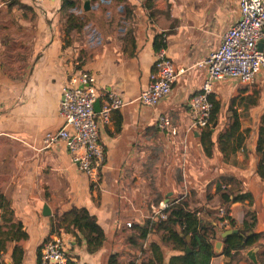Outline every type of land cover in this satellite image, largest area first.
<instances>
[{
	"label": "crops",
	"instance_id": "1",
	"mask_svg": "<svg viewBox=\"0 0 264 264\" xmlns=\"http://www.w3.org/2000/svg\"><path fill=\"white\" fill-rule=\"evenodd\" d=\"M238 17V0H0V264H38L43 243L55 237L78 264H168L182 247L156 230L161 219L152 207L160 203H182L205 228L214 226L209 264H264V161L256 152L264 141V71L250 84L212 83L218 110L209 154L206 127L192 126L191 98L207 78L198 63ZM156 36H164L178 74L150 108L137 98L149 82ZM80 71L94 77L100 107L109 94L125 103L106 124L96 116L104 158L95 183L63 142L44 145L63 124L62 87ZM233 113L242 143L224 157L217 137ZM159 115L171 119L176 136L159 128ZM81 209L101 230L97 248L71 224L70 212ZM220 209L232 225L218 226ZM252 221L248 235L257 241L223 255V233Z\"/></svg>",
	"mask_w": 264,
	"mask_h": 264
},
{
	"label": "built area",
	"instance_id": "2",
	"mask_svg": "<svg viewBox=\"0 0 264 264\" xmlns=\"http://www.w3.org/2000/svg\"><path fill=\"white\" fill-rule=\"evenodd\" d=\"M41 3L44 0H31ZM238 20L222 35L219 47L210 52L198 66L205 67L207 78L198 92L191 98L192 126L203 129L208 126L212 103L210 92L212 83L223 79H234L240 84H250L257 73L264 71V0H238ZM162 43L165 44L164 36ZM259 43L262 44L259 48ZM178 71L167 57L166 46L156 52L153 68L147 88L140 93L137 100L145 107L154 108L171 90V85ZM94 77L84 71L72 76L62 87L59 103V115L62 126L53 133H47L44 145L61 141L77 165L92 183L97 181L98 171L103 164V147L98 139L96 116L106 124L113 110L124 106V101L109 94L99 112L94 111L98 93ZM159 128L171 137L176 136L177 128L165 115L157 117ZM165 203L152 207L155 215L166 219ZM218 226L231 225L225 210H219ZM130 226V223H127ZM38 264H78L67 253L63 242L52 238L43 243Z\"/></svg>",
	"mask_w": 264,
	"mask_h": 264
},
{
	"label": "trees",
	"instance_id": "3",
	"mask_svg": "<svg viewBox=\"0 0 264 264\" xmlns=\"http://www.w3.org/2000/svg\"><path fill=\"white\" fill-rule=\"evenodd\" d=\"M162 36H156L154 39L153 49L155 52L165 47L162 43ZM212 103V109L210 112L209 124L201 134V143L204 146L206 154L210 153V148L214 145L212 143V132L210 126L216 121L217 104L210 99ZM239 121L235 113L230 117L228 127L225 128L217 137V145L220 152L224 157L231 153H234L236 149L241 145V138L238 137ZM237 135V137H235ZM256 152L261 156V160L264 161V141L258 140ZM240 197H236L233 200L238 201ZM225 201H228V196L224 197ZM166 219L159 220L155 225L156 230H163L167 240H171L174 243L182 247L181 254L173 256L169 259L168 264H209L210 259L214 256L211 238L213 233L215 234L214 226L211 229L205 228L204 224L196 218L195 214L188 212L182 203L173 204L165 209ZM73 218L71 224L86 232V240L88 247L100 245L102 240V233L93 217L84 209L73 210L70 214ZM250 217L254 216L250 214ZM231 225L233 221H230ZM253 221L250 224L243 223L242 228L237 229V234L226 236L222 239L223 246L221 253L225 256H229L231 251H237L247 248L253 245L258 236L249 232L253 229ZM179 227V232L175 227ZM148 233L147 229L142 230V237H145ZM3 241L0 240V250L3 248ZM151 251L155 259L160 262V252L157 245L151 246ZM110 264H115L113 259L110 260Z\"/></svg>",
	"mask_w": 264,
	"mask_h": 264
},
{
	"label": "water",
	"instance_id": "4",
	"mask_svg": "<svg viewBox=\"0 0 264 264\" xmlns=\"http://www.w3.org/2000/svg\"><path fill=\"white\" fill-rule=\"evenodd\" d=\"M262 44L259 43V48H261ZM99 109H100V105H99V101L98 99L95 101L94 103V111L96 113L99 112ZM238 233V230L236 229H231V230H226L224 233H223V238L226 237V236H229V235H232V234H237ZM248 257L250 258V260H252L253 262H255V256H254V250H251L248 252Z\"/></svg>",
	"mask_w": 264,
	"mask_h": 264
}]
</instances>
